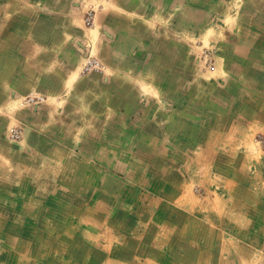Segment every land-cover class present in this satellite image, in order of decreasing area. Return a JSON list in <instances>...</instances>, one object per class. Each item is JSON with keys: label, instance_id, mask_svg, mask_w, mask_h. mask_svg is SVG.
Returning a JSON list of instances; mask_svg holds the SVG:
<instances>
[{"label": "crops", "instance_id": "1", "mask_svg": "<svg viewBox=\"0 0 264 264\" xmlns=\"http://www.w3.org/2000/svg\"><path fill=\"white\" fill-rule=\"evenodd\" d=\"M258 132L264 0H0V264H264Z\"/></svg>", "mask_w": 264, "mask_h": 264}, {"label": "rangeland", "instance_id": "2", "mask_svg": "<svg viewBox=\"0 0 264 264\" xmlns=\"http://www.w3.org/2000/svg\"><path fill=\"white\" fill-rule=\"evenodd\" d=\"M191 56H193L192 57L193 60L191 62L190 61H186L187 64H202L203 65L202 67L204 68V70H206L207 68L210 69L214 65L213 64V59H212V54H211V52L209 50H204V51L199 52V53L194 52V53L191 54ZM88 60H95V59H93L92 57H88ZM88 60H87V62H88ZM95 61H97V60H95ZM98 64H99V69L98 70H95V69L86 70V66H85L84 70L86 72H89V71H100L101 70V65H100L99 62H98ZM193 69L195 70L197 68L194 66ZM254 140H255L254 144L258 143L261 147H264V134L263 133L258 132ZM255 151H256V149L253 150V153ZM114 174H115V176H116V178L118 180H121V178L123 176V172H120V171L119 172H114ZM125 182L126 181H124L123 183H125ZM129 182L132 183L133 185L137 184L135 181H129Z\"/></svg>", "mask_w": 264, "mask_h": 264}, {"label": "built area", "instance_id": "3", "mask_svg": "<svg viewBox=\"0 0 264 264\" xmlns=\"http://www.w3.org/2000/svg\"><path fill=\"white\" fill-rule=\"evenodd\" d=\"M91 69H95L98 70L99 69V64L97 61L95 60H88V62L86 63V70H91ZM27 103L30 105H38L40 103V99H33V98H29L27 100ZM14 136L18 138V132L14 133Z\"/></svg>", "mask_w": 264, "mask_h": 264}, {"label": "bare ground", "instance_id": "4", "mask_svg": "<svg viewBox=\"0 0 264 264\" xmlns=\"http://www.w3.org/2000/svg\"><path fill=\"white\" fill-rule=\"evenodd\" d=\"M100 215V214H99ZM98 230V229H97Z\"/></svg>", "mask_w": 264, "mask_h": 264}]
</instances>
